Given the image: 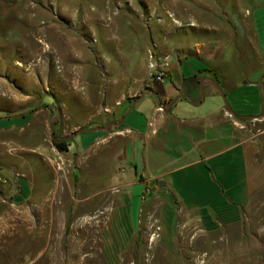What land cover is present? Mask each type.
I'll use <instances>...</instances> for the list:
<instances>
[{"label": "rangeland", "instance_id": "rangeland-1", "mask_svg": "<svg viewBox=\"0 0 264 264\" xmlns=\"http://www.w3.org/2000/svg\"><path fill=\"white\" fill-rule=\"evenodd\" d=\"M117 2L126 7L129 17L144 24L152 21L146 26L171 62L177 51L188 53L186 70L200 67L195 47L207 40L219 41L218 27L223 36V30L233 29L236 19H242L237 15L257 14L264 20V0H0V264H264V121L246 124L253 190L241 220L206 232L193 225L187 233L173 235L170 247L159 244L160 237L151 240V232L141 226L129 245L121 246L117 225L124 231L123 201L120 194L110 192L119 182L116 172L124 167L116 159L117 146L79 152L70 145L74 132L62 124L64 132L55 135L69 141L68 151L54 149L50 126L55 125L57 112H48L43 104L55 108L83 99L67 94L54 97L62 73L68 74L51 47L59 39L45 38L41 29L51 22L65 26L77 22L82 7L92 10L89 20L95 23L104 7L113 12ZM164 20L171 28L166 34L157 33L154 24ZM247 28L237 25L239 32ZM126 39L139 61L141 40L131 32ZM127 41H104L108 49L91 57L101 87L103 70L97 64L102 56L122 55ZM233 45L222 47L230 50ZM246 106L243 109L251 111ZM26 113L30 114L22 117ZM20 183L24 196L16 199Z\"/></svg>", "mask_w": 264, "mask_h": 264}, {"label": "crops", "instance_id": "crops-1", "mask_svg": "<svg viewBox=\"0 0 264 264\" xmlns=\"http://www.w3.org/2000/svg\"><path fill=\"white\" fill-rule=\"evenodd\" d=\"M117 3L113 12L104 7L95 23L89 20L92 10L82 7L77 22L72 20L69 26L51 22L41 29L45 38L59 39V44L51 47L68 74L62 73V85L54 97L67 94L74 100L83 99V103L70 105L68 100L55 108L43 104L48 112H57L55 133L64 132L60 125H69L74 132L70 145L79 152L117 146L116 159L124 167L116 172L119 182L113 187L121 189L123 201L124 231L117 225L123 248L140 226L151 236L153 227H158L157 242L170 247L173 235L187 233L193 225L206 232L237 224L253 190L249 176L252 146L246 124L264 121L262 16L237 15L243 20L236 19V27L223 30V36L218 27L219 41L207 40L195 47L200 67L186 70L183 65L188 53L177 51L171 62L154 40V31L148 29L152 21L144 24L134 16L136 22L131 21L126 7ZM62 8H66L64 4ZM239 22L248 26L246 32L237 30ZM154 26L157 33L166 34L172 24L164 20ZM130 32L141 40L139 61L126 39ZM113 39L120 44L127 41L125 52L113 59L102 56L97 64L104 73L101 87L91 57L101 55L103 48L108 49L104 41ZM45 44L50 45L48 41ZM222 44H234L233 49H224ZM150 53L155 58L169 56L162 81L151 78L147 68ZM215 84L233 105L232 112ZM50 127L52 132L53 122ZM83 127L86 129L78 131Z\"/></svg>", "mask_w": 264, "mask_h": 264}, {"label": "built area", "instance_id": "built-area-1", "mask_svg": "<svg viewBox=\"0 0 264 264\" xmlns=\"http://www.w3.org/2000/svg\"><path fill=\"white\" fill-rule=\"evenodd\" d=\"M169 65V56L165 55L164 57L154 58L153 54H149V61L147 63V68L150 72L151 78L155 81H162L165 77V74L168 71ZM104 78V73L101 74ZM111 194H120L121 189L119 187H112L110 189ZM155 234L152 235V239L154 237H158L157 232L159 231L158 227H153Z\"/></svg>", "mask_w": 264, "mask_h": 264}, {"label": "trees", "instance_id": "trees-1", "mask_svg": "<svg viewBox=\"0 0 264 264\" xmlns=\"http://www.w3.org/2000/svg\"><path fill=\"white\" fill-rule=\"evenodd\" d=\"M178 58H180V55H178ZM213 79H214L215 83L220 85V81L218 80L217 76L214 74H213ZM44 108H46V107L44 106ZM30 113H32V112H30ZM30 113H26V114L22 115V117H25V116L29 115ZM9 119H11V118L9 117ZM239 120L243 121V122L247 121V119H243V118H241ZM52 136H53L52 145H53L54 149L60 153L67 152L68 147H69V141L66 139L65 140L57 139V137L55 135V131H54V126H53ZM18 189L20 190V194L18 196H16V199L24 196V188H23V185L21 183L19 184Z\"/></svg>", "mask_w": 264, "mask_h": 264}, {"label": "water", "instance_id": "water-1", "mask_svg": "<svg viewBox=\"0 0 264 264\" xmlns=\"http://www.w3.org/2000/svg\"><path fill=\"white\" fill-rule=\"evenodd\" d=\"M214 87H215V89L217 90V92L219 93V95L221 96V98H222V100H223L225 106L228 108V110H229L230 112H232V111H231V108H230V106H229V104L227 103V100H226L225 94L223 93L221 87H220L219 85H217V84H215ZM262 102H264V98H263ZM262 114H263V113H262ZM261 117H263V115H261ZM114 125H116V124H114ZM108 129H109V127L106 128V129H102V130H108Z\"/></svg>", "mask_w": 264, "mask_h": 264}]
</instances>
